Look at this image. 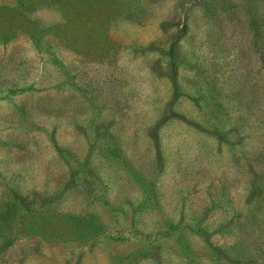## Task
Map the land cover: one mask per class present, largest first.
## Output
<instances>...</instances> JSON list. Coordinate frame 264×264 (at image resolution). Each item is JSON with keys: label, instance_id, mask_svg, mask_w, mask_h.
I'll use <instances>...</instances> for the list:
<instances>
[{"label": "rangeland", "instance_id": "1", "mask_svg": "<svg viewBox=\"0 0 264 264\" xmlns=\"http://www.w3.org/2000/svg\"><path fill=\"white\" fill-rule=\"evenodd\" d=\"M142 1L146 12L141 21L120 19L109 28L112 39L124 49V61L132 60L129 68L137 101L121 115L112 110L103 113L94 126L83 122L75 127L61 120L58 126L44 121L38 124L42 129H30L2 121L3 116L16 111L14 106L24 98L33 104L34 96L27 89L32 80L39 94L49 90L52 97L62 101L81 100V94L66 82L62 70L67 68L71 74L84 69L91 72L93 66L52 34V28L64 22L60 6L24 7L26 16L39 28L47 29L39 44L22 31L7 43L0 40V80L21 81L20 75L31 78L23 91H12L9 85L0 83V142L9 135L23 140L25 146L14 147L10 154L0 153V165L8 169L3 175L14 179L30 198L38 194L55 196L60 208L97 214L107 230L100 240L82 248L72 258V264H112V254L126 252L139 244L140 237L157 238L153 242V259L141 264H189L173 233L165 230L171 213L183 215L188 223L201 222L220 240L217 233L222 160L220 138L215 134L220 129V116L202 103L203 97L198 101L191 98L200 81L195 58L208 26L206 10L201 0ZM4 2L7 0H0V4ZM139 46L143 48L137 50ZM167 102L181 111L180 115L171 112L182 120L171 121L158 135L152 128L153 115L163 111ZM106 130L108 134L103 136ZM110 134L115 154L106 152ZM248 135L264 145L263 132L251 126ZM61 147L67 148L83 166H70L57 149ZM123 160L143 172L155 186V207L145 208L146 205L142 213H130L134 205L147 201L149 193L143 192L126 173ZM240 198L243 201L242 194ZM193 241L196 250L209 252L199 237H193ZM26 246L34 248L22 264H66L69 259L68 247L63 243L28 238L23 247ZM18 253L12 258H17ZM201 260L214 264L204 256Z\"/></svg>", "mask_w": 264, "mask_h": 264}, {"label": "trees", "instance_id": "2", "mask_svg": "<svg viewBox=\"0 0 264 264\" xmlns=\"http://www.w3.org/2000/svg\"><path fill=\"white\" fill-rule=\"evenodd\" d=\"M201 1L208 26L198 44L195 66L200 81L191 98L198 101L203 97L202 103L220 116V129L215 131L220 138L222 160L220 230L217 233H220V240L201 222L188 223L183 215L177 217L171 213L165 230L173 233L189 264H205L201 260L203 256L214 264H264V145L248 135L251 126L264 133V0ZM39 5L62 8L64 22L54 26L52 34L87 58L93 68L91 72L84 69L74 74L67 68L62 70L66 82L81 94V100L74 102L54 98L49 90L39 94L33 80L26 75H20L21 81L0 80L12 91L25 90L31 81L27 89L34 96L33 104L28 103V97L24 98L14 106L16 111L3 116L2 121L30 129H42L38 124L44 121L58 126L61 120L75 127L82 126L83 122L94 126L107 111L119 115L129 111L137 101L129 68L132 60L124 61V49L112 39L109 28L112 22L120 19L141 21L146 12L143 1L7 0L0 4V40L7 43L22 31L39 44L47 29L39 28L37 22L24 13V7ZM142 48L139 46L137 50ZM177 86L175 84L174 88ZM172 105L167 102L163 111L153 115L152 128L158 135L171 121L182 120L177 116L181 111ZM102 134L105 136L108 131ZM107 137L106 152L115 154V142L111 134ZM0 143V153L4 154L12 153L14 147L25 148L23 140L9 135ZM57 149L70 166H83L67 148ZM122 165L139 188L149 193L147 201L134 205L130 213H142L146 205L145 208L155 207L158 199L155 186L129 162L123 160ZM81 169L86 172L85 167ZM5 170H8L6 166L0 165V264H22L28 259L29 251L34 248L23 247L28 238L65 244L69 253L66 264H72V258L82 248L107 234L97 214L60 208L55 196L38 194L30 198L23 194V188L20 189L14 179L3 175ZM211 199H214L213 194ZM120 211L125 213L124 208ZM196 236L209 252L196 250L193 241ZM156 240L140 237L139 244L126 252L112 254V264H141L153 259ZM17 251V258H12Z\"/></svg>", "mask_w": 264, "mask_h": 264}]
</instances>
